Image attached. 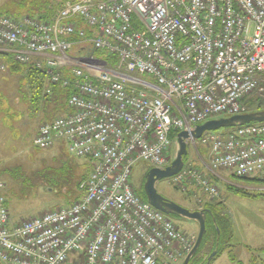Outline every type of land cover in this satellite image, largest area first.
<instances>
[{
  "label": "built area",
  "instance_id": "1",
  "mask_svg": "<svg viewBox=\"0 0 264 264\" xmlns=\"http://www.w3.org/2000/svg\"><path fill=\"white\" fill-rule=\"evenodd\" d=\"M84 43L91 51L71 54ZM0 52L44 69L46 93L68 90L67 112L39 127L33 146L63 143L87 160L72 205L14 221L0 183V264H168L195 240L142 200L134 164L164 168L177 133L264 103V0H76L51 18L0 16ZM99 52L104 59L93 56ZM211 172H264V123L208 132ZM173 177L218 189L198 169Z\"/></svg>",
  "mask_w": 264,
  "mask_h": 264
},
{
  "label": "rangeland",
  "instance_id": "2",
  "mask_svg": "<svg viewBox=\"0 0 264 264\" xmlns=\"http://www.w3.org/2000/svg\"><path fill=\"white\" fill-rule=\"evenodd\" d=\"M12 1L15 0H0V11L15 9ZM83 49L85 52L91 51L89 46L81 43L74 46L71 54L81 55ZM93 56L104 59L99 52H94ZM11 60V56L0 55V182L12 219L18 222L75 203L79 199L77 185L83 176L88 175L90 163L70 155L63 143L57 142L53 148L46 150L33 146V137L39 127L67 112L64 95L56 92L46 101L43 98L36 103L31 102L25 69L20 65L12 67ZM258 101L262 102L256 94L245 99L246 109H264L263 102L260 106L261 102L255 103ZM221 117L229 116L215 118ZM228 130L222 128L214 132ZM197 148L194 150L191 143L187 145V160L184 163L190 169H199L193 165L196 162V151L205 148L199 139ZM175 152L176 146L172 145L169 151L170 162ZM150 167L149 163L142 160L132 167L130 180L136 192ZM216 174L207 175L218 189L216 197L202 193L201 188L192 182L187 184L189 180L178 185L173 177L159 181L155 188L166 199L187 209L198 210L204 208L206 203H212L216 210L230 218L231 254L242 264L264 261V173L245 180L232 177L226 170L217 171ZM170 219L181 232L196 240L198 225L195 221L179 216H170ZM209 246L210 243H207L197 257L203 256ZM248 248L256 249L255 252L251 251L255 254L254 263L251 262ZM183 259L184 256H177L168 264H182ZM211 264L235 263L229 260L227 250L215 257Z\"/></svg>",
  "mask_w": 264,
  "mask_h": 264
},
{
  "label": "trees",
  "instance_id": "3",
  "mask_svg": "<svg viewBox=\"0 0 264 264\" xmlns=\"http://www.w3.org/2000/svg\"><path fill=\"white\" fill-rule=\"evenodd\" d=\"M75 1L76 0H15L14 2L12 1V4L14 5L15 9L0 11V16H8L15 20H21V18L23 17H29L37 20H47L51 18L52 15L58 9L62 8L64 4H66L67 2H75ZM0 55L12 57L11 54H5L1 52ZM11 64L12 67L19 65L24 67L26 72L27 83L29 84L28 93L30 95L31 102L36 103L39 101V99H43V98L46 101L53 94H56V92H58V94L60 93L61 95H64V103L66 105L68 90L54 86L51 88V92L49 94L46 93L45 88L48 85V80L44 72V69H38L34 67L32 62L28 64L17 63L13 60V58L11 60ZM255 103H259V101ZM260 105H262V103H259L258 106ZM257 111H263V109H257L256 111H250V112H257ZM230 175L240 180L249 179V178H237L233 174ZM85 177L86 176H83V178ZM138 195L140 197L145 198L144 194L142 195V193H139ZM79 196L80 194L77 195V198H79ZM6 202H8L7 198H6ZM202 209L206 211V232L203 236L201 245L197 253L190 260L189 264H206L204 255L199 258L197 257V255L199 254V252H201V250L206 246L207 243H210V246H209V250L204 252L206 256L209 255L212 251L216 250L215 257H218L224 251L228 250L230 260L232 262H237L238 264H240L241 262L238 261L236 257H234L231 254L230 248H231V237H232V225L229 223L230 218L228 217V215L222 214L219 210H216L213 207L212 203H206L204 208ZM217 228L219 230V233H217ZM214 258L212 261H214ZM211 262L209 264H211ZM262 264H264V261H262Z\"/></svg>",
  "mask_w": 264,
  "mask_h": 264
},
{
  "label": "water",
  "instance_id": "4",
  "mask_svg": "<svg viewBox=\"0 0 264 264\" xmlns=\"http://www.w3.org/2000/svg\"><path fill=\"white\" fill-rule=\"evenodd\" d=\"M250 123H264V110L248 112L229 117H221L208 120L203 124L195 126L193 130H184L177 134L175 140L176 152L171 163L165 168H150L144 176L143 194L149 205L167 216H179L188 220L195 221L198 225V234L190 252L185 256L182 264H189L190 260L197 253L203 236L206 232V211L204 209L192 210L179 206L178 204L160 195L155 186L166 178L176 176L184 166V160L188 153V143L194 144L196 140L208 132H214L222 128H235ZM217 233L219 230L217 228ZM204 255L206 264H209L216 255V250L209 255Z\"/></svg>",
  "mask_w": 264,
  "mask_h": 264
},
{
  "label": "crops",
  "instance_id": "5",
  "mask_svg": "<svg viewBox=\"0 0 264 264\" xmlns=\"http://www.w3.org/2000/svg\"><path fill=\"white\" fill-rule=\"evenodd\" d=\"M198 149V148H197ZM196 148H194V150H197ZM200 150V149H199ZM195 156H196V162L193 164V165H196L197 167H199V169L201 170V172H203L205 175H208L209 173H210V175H218V174H216L217 172H211L208 168H207V166H206V162H207V150L204 148L203 150H200V152H198V151H196V153H195ZM190 160V159H189ZM232 238V237H231ZM249 249V248H248ZM248 249H247V251H248ZM250 251H248L249 252V254L251 253V251H254L255 252V250L256 249H249ZM251 255V262L252 263H254V261H255V258H254V255L255 254H250ZM228 257H229V252H228ZM229 260H230V258H229ZM231 261V260H230ZM238 261H240V260H238ZM232 262V261H231ZM241 262V261H240ZM256 262V264H262V261H255ZM233 263H235V264H238L237 262H233ZM240 264H242V262L240 263Z\"/></svg>",
  "mask_w": 264,
  "mask_h": 264
},
{
  "label": "flooded vegetation",
  "instance_id": "6",
  "mask_svg": "<svg viewBox=\"0 0 264 264\" xmlns=\"http://www.w3.org/2000/svg\"><path fill=\"white\" fill-rule=\"evenodd\" d=\"M143 184H144V181L142 182V184H141V186H140V189H137V191L139 192V193H141V191H142V189H143ZM143 192V191H142Z\"/></svg>",
  "mask_w": 264,
  "mask_h": 264
}]
</instances>
